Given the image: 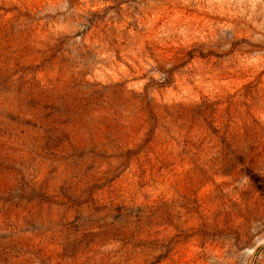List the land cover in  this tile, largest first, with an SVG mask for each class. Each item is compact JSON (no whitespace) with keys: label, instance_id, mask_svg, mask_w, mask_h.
<instances>
[{"label":"rangeland","instance_id":"374dc122","mask_svg":"<svg viewBox=\"0 0 264 264\" xmlns=\"http://www.w3.org/2000/svg\"><path fill=\"white\" fill-rule=\"evenodd\" d=\"M0 264H264V0H0Z\"/></svg>","mask_w":264,"mask_h":264}]
</instances>
